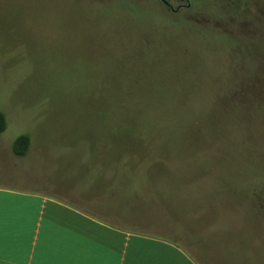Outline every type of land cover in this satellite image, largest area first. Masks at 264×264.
<instances>
[{"label": "rangeland", "instance_id": "obj_1", "mask_svg": "<svg viewBox=\"0 0 264 264\" xmlns=\"http://www.w3.org/2000/svg\"><path fill=\"white\" fill-rule=\"evenodd\" d=\"M153 53L170 78L160 84L185 88L178 99L194 106V119L205 117L217 90L223 100L238 87L255 89L245 101L234 91L223 102H264V0H0V111L7 119L0 135V184L67 192L94 180L86 194L104 199L98 210L110 213L100 214L105 220L186 246L205 264H241L239 253L249 250L254 256L242 264H264V219L225 194L226 186L246 188L244 180L255 176L264 189V152L240 146L246 132L235 124L222 123L225 158L221 169L213 168L222 172V195L212 179L191 183L187 169L181 177L177 167L155 183L164 193L158 194L157 212L146 203L154 183L132 184L144 194L143 203L122 201L115 187L105 189L114 175L112 165L100 168L108 156L100 144H106L115 116H130L126 105L113 103L130 96L120 80L109 79L113 57L137 60ZM223 111L222 119H239ZM22 133L31 145L19 159L12 145ZM191 163L189 172L196 174L198 165ZM97 174L111 180L100 191ZM115 215L147 228L122 224Z\"/></svg>", "mask_w": 264, "mask_h": 264}, {"label": "trees", "instance_id": "obj_2", "mask_svg": "<svg viewBox=\"0 0 264 264\" xmlns=\"http://www.w3.org/2000/svg\"><path fill=\"white\" fill-rule=\"evenodd\" d=\"M161 1L168 5L170 3V0ZM154 58H156L155 53L147 54L143 59L138 58L139 60L134 57L125 59L117 55L113 57L108 75L109 79L120 80L122 89L130 94V96L127 95L125 102L113 103L118 108L126 105L127 107L124 108L127 109L130 116L128 119L121 120L115 116L109 124V132L105 137L107 145L100 144L108 156L104 159L101 158L100 168L105 167L106 164L113 166L114 178H112L115 184L111 183V185L113 189L115 187V194L122 201L130 199V201L143 203L141 197L144 194L139 187L131 188L132 184L134 182L143 183V181L154 183L153 185L157 189L155 188L150 193L153 197L151 195L146 197V203L152 208L150 211L157 212L160 201L158 199L163 198L158 194L164 193L159 190V186L155 183L159 179L169 176L168 171L172 167H177L178 175L180 172L181 177H183V171L187 169V176L191 183L212 179V187H214L215 192L222 195V184H225L222 179V172L213 173V168H222V162L225 158L222 155V123H226L225 126L235 124L237 129L241 127L246 135L240 146L251 151H259L263 155L264 118H261V113H264V102H223L233 97L234 91L245 101V96H252L255 89L238 87L236 90L227 93L223 100L222 90H217L213 95L214 102H211L205 117L194 119L192 115L194 106H191L188 101H179L178 99L181 94H184L183 92H186L184 91L185 88L171 86L167 83L160 84L166 79L170 80V78L167 77L169 74L165 65L155 64ZM125 65L127 68H124ZM121 69L124 71L122 72ZM156 82L157 84H155ZM259 91L264 92V87L259 88ZM116 97V93H114V98ZM222 106L223 114H236L239 119H222ZM140 112L142 115L138 114ZM135 115L143 117L144 122L147 123L143 126L138 121L133 122L132 120H136ZM152 118L157 123L156 125ZM6 128V116L0 111V135ZM202 129H208L212 134L202 136L199 134ZM194 130L198 132V135L191 137L190 133ZM30 145V135L22 133L14 140L13 152L19 156H24L28 153ZM192 161L198 165L196 174L189 172ZM237 175L238 173L234 174V176ZM260 179L261 177L255 176L253 179L244 180L246 188H244L245 184L243 188L226 186L225 194L236 197L239 206L241 204L238 199L241 203L247 204L250 214L254 217L264 219V189L257 184ZM119 180H123L125 184L118 187ZM127 181L130 182V185L126 183ZM130 188L131 191L127 192ZM155 199L157 204L154 202ZM115 218L119 219L118 221L122 224H127L119 216L115 215ZM127 225L147 228L134 226L137 224ZM186 243L189 244L187 241ZM250 253L253 255L251 250L244 254L239 253L240 256L237 259H243L241 261L245 263L247 259L251 258ZM242 262L240 263L242 264Z\"/></svg>", "mask_w": 264, "mask_h": 264}, {"label": "crops", "instance_id": "obj_3", "mask_svg": "<svg viewBox=\"0 0 264 264\" xmlns=\"http://www.w3.org/2000/svg\"><path fill=\"white\" fill-rule=\"evenodd\" d=\"M100 176L96 191L109 180ZM94 182L67 192L0 184V264L207 263L186 246L101 218L110 214L98 210L104 199L86 194Z\"/></svg>", "mask_w": 264, "mask_h": 264}]
</instances>
